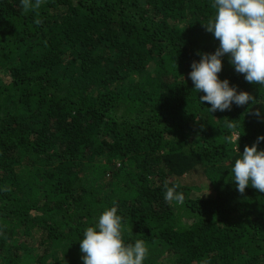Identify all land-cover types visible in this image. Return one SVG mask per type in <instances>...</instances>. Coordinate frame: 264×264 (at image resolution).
Segmentation results:
<instances>
[{"label": "trees", "instance_id": "16d2710c", "mask_svg": "<svg viewBox=\"0 0 264 264\" xmlns=\"http://www.w3.org/2000/svg\"><path fill=\"white\" fill-rule=\"evenodd\" d=\"M211 3L0 0V264H83L77 239L113 205L144 264H264V193L231 172L235 133L241 153L264 135V86L225 56L257 104L211 113L188 78L219 44Z\"/></svg>", "mask_w": 264, "mask_h": 264}, {"label": "clouds", "instance_id": "9594fccd", "mask_svg": "<svg viewBox=\"0 0 264 264\" xmlns=\"http://www.w3.org/2000/svg\"><path fill=\"white\" fill-rule=\"evenodd\" d=\"M41 0H21L25 12L39 8ZM214 15L203 24L206 31L218 40V47L211 53H200L194 60L188 78L197 93H203L199 102L210 105L211 113L231 111L233 106L252 104L256 100L246 91L238 90L219 73L223 69V58L249 84L264 86V0H212ZM40 21H37L39 23ZM264 106V102H258ZM258 121H264V112L256 109L252 113ZM230 128L234 125L229 123ZM242 133L236 132L234 143L240 155L234 160L231 172L238 192L244 193L252 187L264 193V149L258 148L264 142V135L258 136L251 145L238 150ZM166 201L183 204L184 194L175 186H165ZM123 218L116 206L105 208L95 222L83 230L79 249L83 264H144L148 254L146 243L137 239L132 243L124 240Z\"/></svg>", "mask_w": 264, "mask_h": 264}]
</instances>
